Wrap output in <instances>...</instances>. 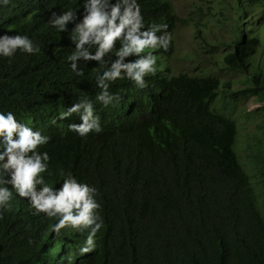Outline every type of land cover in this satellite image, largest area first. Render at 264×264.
<instances>
[{
    "label": "trees",
    "instance_id": "obj_1",
    "mask_svg": "<svg viewBox=\"0 0 264 264\" xmlns=\"http://www.w3.org/2000/svg\"><path fill=\"white\" fill-rule=\"evenodd\" d=\"M232 1L239 24L246 23L245 6H256L264 19V0ZM140 2L145 27L166 23L172 42L167 50H152L158 71L146 77L149 87L139 89L127 79L112 84L123 99L116 107L96 103L103 130L87 136L69 127L82 123L80 114H58L79 98H95L101 90L95 83L99 62L81 63L85 75H76L67 59L75 47L70 38L75 23L61 32L47 22L53 11L67 8H76L82 19L84 0H13L0 6V35L26 33L41 48L35 54L18 51L11 62L0 57V111L12 110L52 137L40 146L52 157L45 173L49 183L63 181V169L100 189L104 225L98 247L79 264H264V200L262 214L256 195L264 197V151L251 144L252 154L243 165L238 160L236 141L237 151L244 141L241 133L237 140L241 126L234 105L217 106L231 93L232 82L213 72L242 73L239 94L264 103V58L254 49L262 43L258 28L251 20V37L250 24L235 30L232 48L209 67L177 70L176 33L186 19L175 15L170 0ZM229 5L224 2V9ZM210 23L217 24L212 18L194 25L196 45L203 44L202 31ZM195 58L186 54L184 60ZM231 94L237 105L239 95ZM22 202L14 200L12 208ZM46 228L40 217L9 209L0 219V264H49L61 242Z\"/></svg>",
    "mask_w": 264,
    "mask_h": 264
},
{
    "label": "clouds",
    "instance_id": "obj_2",
    "mask_svg": "<svg viewBox=\"0 0 264 264\" xmlns=\"http://www.w3.org/2000/svg\"><path fill=\"white\" fill-rule=\"evenodd\" d=\"M12 3L13 0H0V6ZM84 9L82 19L78 18L76 8H67L61 12L53 11L47 21L61 32L67 31L70 22L75 23L70 33L75 47L67 59L76 75H85L81 63L91 60L99 62L95 83L101 90L95 98H79L58 114L59 118L69 117L73 113L80 114L82 123L69 124L70 129L80 136L103 130L101 116L96 114V103H101L105 108L109 105L119 106L123 96L121 92L111 90L112 84L118 79L132 81L139 89L149 87L146 77L158 71V54L152 50H167L172 42V34L167 31L169 26L166 23L152 21L145 27L140 0H84ZM256 11L257 7L253 5L243 7L246 20L244 25L239 24L235 16H231L233 39L225 45L226 51L233 46L235 30L245 28L248 24L250 26L246 36H252L254 26L258 28L262 39V43L254 49L264 44V19L260 11ZM254 12L255 17H252ZM251 20H254L253 26ZM117 41L119 47L116 46ZM40 50V44L26 33L4 32L0 35V57L9 58V62L18 51L35 54ZM133 55L136 59H125ZM256 55L259 56L258 51ZM239 96L248 98L245 94ZM250 97L256 98V95ZM259 113L263 115V112ZM57 119V116L53 117L52 122L56 123ZM51 139L40 128L19 119L14 111H0V219L9 209H15L16 212L22 210L40 217L46 224V234L53 235L61 242L59 247L52 249L49 264H79L81 259L92 256L98 247L97 234L104 225L100 212L103 204L97 198L100 189L63 169H60V174L64 180L57 186L46 180L45 173H49L52 157L48 151H41L40 146ZM263 141L254 139L253 144L264 151ZM237 155L243 164L246 158L240 157L239 151ZM14 200L23 202L12 208ZM19 207L22 209L18 210Z\"/></svg>",
    "mask_w": 264,
    "mask_h": 264
},
{
    "label": "rangeland",
    "instance_id": "obj_3",
    "mask_svg": "<svg viewBox=\"0 0 264 264\" xmlns=\"http://www.w3.org/2000/svg\"><path fill=\"white\" fill-rule=\"evenodd\" d=\"M228 1L230 3L229 10L224 9V2ZM171 4L174 8L175 14L184 19L186 23H183L177 29V47L175 48L176 57L175 64L177 70H187L188 68L197 72L200 66H206L210 61L217 60V54H223L227 49L225 45L229 42L230 39H233V32L231 33L232 20L231 16H235V10L233 8L232 0H171ZM214 19L217 24L210 23L206 29H203L202 35L204 42L203 44H197L196 42L200 41L193 37L195 29L194 25L197 23L205 24L208 23L211 19ZM222 23L220 24V22ZM217 48V49H216ZM193 49V50H192ZM259 56L258 58H264V44L257 49ZM193 57L196 56L195 60L192 62L185 61V55ZM202 60H205L204 63ZM193 72V71H192ZM213 72L218 73L219 76L223 79V82L231 81L232 82V92L241 91L244 89L243 82L244 76L241 73L236 72H227L226 70H214ZM223 89L221 85L220 90ZM229 93L227 98H220L217 101V106H220L222 101L223 104L231 102L232 106L231 111L235 109L233 117L238 119V122L241 126L240 132L238 129L237 140L239 133H241V139L244 141V147L239 150L240 157L246 158L252 153V150L249 149V145L253 144L255 140H264V125H263V115H260L259 112H264V110H259L254 114H249L250 111L256 110L263 103L248 96V98H243L237 96L238 99L237 105H235L233 99L231 98L232 94ZM240 95V94H239ZM242 96V95H241ZM222 97V96H221ZM233 97V96H232ZM258 111V110H257ZM264 143V141H263ZM235 151L237 153V141L235 145ZM241 162V161H240ZM242 164V163H241ZM243 165V164H242ZM252 182V181H251ZM257 199L259 202V208L263 214L262 210V199L256 193ZM264 216V215H263Z\"/></svg>",
    "mask_w": 264,
    "mask_h": 264
}]
</instances>
